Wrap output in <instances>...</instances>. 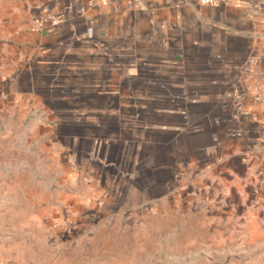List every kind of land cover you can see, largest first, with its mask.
<instances>
[{
    "label": "crops",
    "instance_id": "0c3cea01",
    "mask_svg": "<svg viewBox=\"0 0 264 264\" xmlns=\"http://www.w3.org/2000/svg\"><path fill=\"white\" fill-rule=\"evenodd\" d=\"M263 83L264 0H0V97L113 230L264 260Z\"/></svg>",
    "mask_w": 264,
    "mask_h": 264
},
{
    "label": "rangeland",
    "instance_id": "374dc122",
    "mask_svg": "<svg viewBox=\"0 0 264 264\" xmlns=\"http://www.w3.org/2000/svg\"><path fill=\"white\" fill-rule=\"evenodd\" d=\"M6 98L0 97V264H254L231 243L206 257L204 226L185 219L159 225L154 236L111 229L98 208L77 206L78 176L66 173L73 162L35 137L36 113L11 109Z\"/></svg>",
    "mask_w": 264,
    "mask_h": 264
},
{
    "label": "built area",
    "instance_id": "2783aa9c",
    "mask_svg": "<svg viewBox=\"0 0 264 264\" xmlns=\"http://www.w3.org/2000/svg\"><path fill=\"white\" fill-rule=\"evenodd\" d=\"M198 1L200 3L214 4V3H218L220 0H198ZM60 17H61V15H59V14H57L55 12L47 11L45 13V15L38 20L37 25L43 26V25H45V23L55 24V23H57L60 20ZM263 86H264V83H263ZM259 90L260 89L258 88L256 90V93H257V96L260 99V103H261L262 109L264 111V97L261 95V92Z\"/></svg>",
    "mask_w": 264,
    "mask_h": 264
}]
</instances>
